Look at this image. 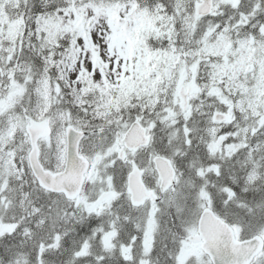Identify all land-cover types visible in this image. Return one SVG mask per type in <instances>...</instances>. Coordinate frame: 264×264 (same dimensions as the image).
<instances>
[{"label": "snow or ice", "instance_id": "obj_1", "mask_svg": "<svg viewBox=\"0 0 264 264\" xmlns=\"http://www.w3.org/2000/svg\"><path fill=\"white\" fill-rule=\"evenodd\" d=\"M0 264H264V0H0Z\"/></svg>", "mask_w": 264, "mask_h": 264}]
</instances>
